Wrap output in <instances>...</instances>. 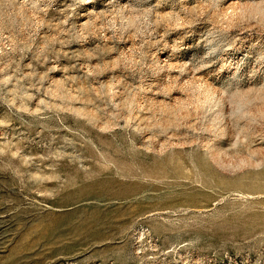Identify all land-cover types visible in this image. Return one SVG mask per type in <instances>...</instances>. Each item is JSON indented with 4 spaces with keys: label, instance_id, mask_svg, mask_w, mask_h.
Listing matches in <instances>:
<instances>
[{
    "label": "rangeland",
    "instance_id": "rangeland-1",
    "mask_svg": "<svg viewBox=\"0 0 264 264\" xmlns=\"http://www.w3.org/2000/svg\"><path fill=\"white\" fill-rule=\"evenodd\" d=\"M0 264H264V0H0Z\"/></svg>",
    "mask_w": 264,
    "mask_h": 264
}]
</instances>
